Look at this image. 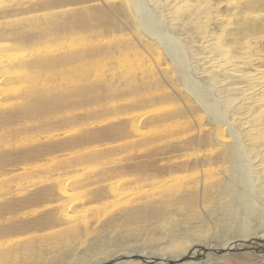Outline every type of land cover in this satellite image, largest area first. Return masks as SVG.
<instances>
[{
	"label": "bare ground",
	"instance_id": "1",
	"mask_svg": "<svg viewBox=\"0 0 264 264\" xmlns=\"http://www.w3.org/2000/svg\"><path fill=\"white\" fill-rule=\"evenodd\" d=\"M74 33L111 40L19 64L39 69L80 64L84 76L65 91L28 85L0 108V130L40 119L36 128L48 141L0 145V172L20 173L18 181L27 178L26 186L18 183L0 193V264L251 260L254 253L242 250L264 248V0L0 4L1 44L31 48L49 37ZM107 58L122 70L107 80H89V65ZM131 59L140 64L138 71L128 70ZM124 61L127 69L120 63ZM14 68L0 62V73ZM104 102H121L113 104V121L101 113ZM160 103L169 108L151 109ZM92 106L98 111L88 117L74 114ZM74 124L94 126L73 135L52 134ZM141 126L149 131L142 132ZM103 141L114 144L111 149L119 157L87 183L74 181L78 188L112 182L87 191V203L73 199L66 186L74 177L68 175L76 177L96 160L86 148ZM57 153L70 171L25 174L37 162L56 159ZM122 181L126 189L112 190ZM78 201L79 209L97 204L95 221L89 225L85 218L84 230L65 227L68 223L58 215ZM56 227L76 241L48 239L38 246L28 241ZM88 233L94 236L87 238ZM259 254L256 260L264 264V254Z\"/></svg>",
	"mask_w": 264,
	"mask_h": 264
},
{
	"label": "rangeland",
	"instance_id": "2",
	"mask_svg": "<svg viewBox=\"0 0 264 264\" xmlns=\"http://www.w3.org/2000/svg\"><path fill=\"white\" fill-rule=\"evenodd\" d=\"M0 4H5V0H0ZM86 37L87 36H85L84 34H80V33H76V34L74 33V35L72 34V35L59 36V37H49L48 39L43 40L36 45H33V47L31 48H20V47L14 46L13 44H11V42H5L2 44L0 43V62L2 61L4 63H11L15 66V68L12 69L9 73H0V108L2 107L1 105L5 104L4 102L9 97H13L20 91L23 92L24 90H26V88H28V85H31L32 87H38V88L39 87H49V88L59 89V90H64V91L67 90L69 86L75 85V83L78 82V80L82 76H84L82 71L78 70V68L79 69L82 68L80 64H75L73 66L70 65L64 68H48V69L33 68L32 66L21 67L19 66V64L23 62L24 63L29 62L32 58H35V57H45L50 54L59 53L64 50H69V49H74V48L78 49L82 46L84 47V46L96 45V44L106 45L111 40L110 37L106 39H103L102 37H96V38L93 37V38L86 39ZM130 61L131 62L129 64L132 67V69H128V70L133 72V70L136 69L138 71L140 69V64L138 63V61H134V60L132 61V59ZM116 62L117 61L113 60V58L112 59L107 58L105 60L103 59V61H95L96 64L89 65L91 69L90 76H88L90 78L89 80L98 81V80H107L108 77L112 78V74L114 75L115 72H118L119 68L120 70H122L121 67L119 66L116 67ZM120 63L122 67L126 64L125 61L120 62ZM123 69H127V68L123 67ZM1 76L2 77L5 76V77L2 78ZM101 104L104 105V107H102L104 111L103 110L101 111V113L104 114V118H107L110 121L111 120L113 121V119H111L115 117V114L113 113L114 111L113 107L114 105L116 106V104L120 105L121 102L109 103L108 105H106L105 102ZM166 107L169 108L167 104L160 103L159 105L155 104L154 106L151 107V109L155 110L156 112H158L157 110H160L159 112H163L164 110L168 109ZM163 108H166V109L163 110ZM94 110L98 111V107L92 106V107L79 108L74 111V114L78 116H82V117H88L89 115H91V113ZM105 115L107 116L105 117ZM69 116H72V114H70ZM38 120L40 119H37L35 121H24L23 123H20L17 126H11L5 129H1L0 130V145H3V143H8V144L11 143L10 146H12V144L15 143V141L17 143H15L14 146L15 145L16 146H20V145L21 146H25V145L31 146V145L47 143L48 142L47 138H42L46 134L41 133L38 130V128H36L38 125L37 124ZM92 121H93L92 119H88L86 122L90 123ZM91 126H94V125H91ZM86 127L89 128L87 125L81 126L80 124L78 125L74 124V125L65 127L64 130L61 128L54 129L55 131L52 132V134L62 133L63 131H68L67 135H73V134H76L80 129L86 128ZM141 129H142L141 130L142 132L149 131V128L145 126L144 127L141 126ZM161 130L165 131L164 127H162ZM56 139L57 138H53L49 141H55ZM112 146H114V144L103 141L100 143H96L95 145L94 144L90 145L89 147L86 148V151L88 150L89 153L95 154L96 160L94 159L93 161L91 160L89 163H87L84 166L85 169L79 172L78 173L79 175L77 174L78 176L76 175L75 177V173L68 175L69 177H72V176L74 177L68 181L67 186H66V189L72 190L70 194L73 195V199L79 198V201L81 199L83 201L85 200L87 203L91 199L90 197L91 194L88 193L87 191L92 192L93 190H96L98 187H102L103 185H104L103 187L105 188L109 187L108 184L112 182V179L111 181H108L105 183H99L98 185L94 184L92 186L86 187L89 190L83 187L78 188L77 187L78 181L76 182L74 180H76L77 178H78L77 180L84 179L86 180V183H87L91 177L96 178L98 176V173L101 172L104 164H107L108 162H110V160H113V158L119 157L118 153L114 152L111 149ZM60 154L61 153H57L56 155L58 157L54 160H50V161L44 160V161H40V162L33 164V166L31 165L30 166L31 169L27 170L25 174L28 177H31V176L34 177L37 175H51L53 173H63V172L65 173V171L66 172L70 171L69 169H65L62 167V161L65 157L60 156ZM19 174L20 173H17L14 175L11 174V176H8L9 174L0 172V193L3 190H6L7 188H15L16 184L24 183L27 180V178L26 179L23 178L22 181H18L17 179L18 177H20ZM25 174H21V177H23ZM123 181L120 182L119 186L114 187V189L112 190H116L118 192L120 190L126 189L125 183ZM20 186L24 187L26 186V183ZM79 201L76 203H72V205L70 204L71 206L69 205L68 208H62L63 210L60 209V211L58 212V215L60 216V218L65 220L66 221L65 223H68L67 225H65V227L75 225L80 230H84L86 226L85 218H87L89 225L95 221V218H96L95 213L97 209V204H93V203H92L93 205L87 204L86 205L87 210L79 209L77 208V203H79ZM83 215L84 217H82ZM70 219H76V221L74 220V222L70 223L69 222ZM63 227H56L47 232L44 231L45 234L44 232H40V234L36 233L37 235L35 234V235H31L27 237V238H30L28 241H31V243L33 242L32 245L34 244L35 246H38L40 244H48V242L45 241L48 239H49V243L50 242L57 243L59 241H64V243L72 244V242L76 240L72 238L69 239L70 238L69 235L65 232H59L58 228L60 229ZM93 236H94V233L87 234V238H90ZM242 251L253 252L254 255L250 257L251 260L241 258V260H238L239 262H236V263L234 261H231L232 264H241V262L243 264H261V262L256 260V258L257 256H260L259 253L264 254V248L261 249L258 246H252V248H247Z\"/></svg>",
	"mask_w": 264,
	"mask_h": 264
}]
</instances>
